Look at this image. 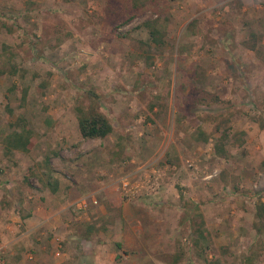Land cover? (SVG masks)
<instances>
[{
	"label": "rangeland",
	"instance_id": "374dc122",
	"mask_svg": "<svg viewBox=\"0 0 264 264\" xmlns=\"http://www.w3.org/2000/svg\"><path fill=\"white\" fill-rule=\"evenodd\" d=\"M0 69V223L63 226L30 262L264 264V0H0Z\"/></svg>",
	"mask_w": 264,
	"mask_h": 264
},
{
	"label": "trees",
	"instance_id": "16d2710c",
	"mask_svg": "<svg viewBox=\"0 0 264 264\" xmlns=\"http://www.w3.org/2000/svg\"><path fill=\"white\" fill-rule=\"evenodd\" d=\"M146 24V23H145ZM151 42L155 46L163 44V32L155 26L154 22H147ZM6 71L0 69V75H4ZM26 93V92H25ZM77 125L79 134L82 139H104L112 132V125L108 118L97 110L85 111L81 108L77 109ZM219 130V129H218ZM228 138L225 131H220L215 150L220 151V146L223 141ZM31 142V132L21 126L20 131H12L1 137V147L3 155L9 157L14 152L26 153L28 152L29 144ZM48 164V162H47ZM50 170V167H48ZM51 186V183H48ZM53 187V185H52ZM56 187L51 190L55 191ZM202 224V223H201ZM197 238H204V231L201 227H197ZM200 246V245H197Z\"/></svg>",
	"mask_w": 264,
	"mask_h": 264
},
{
	"label": "crops",
	"instance_id": "0c3cea01",
	"mask_svg": "<svg viewBox=\"0 0 264 264\" xmlns=\"http://www.w3.org/2000/svg\"><path fill=\"white\" fill-rule=\"evenodd\" d=\"M93 184L94 182L92 183V186ZM102 188H104V186L100 189ZM85 190L88 191V188ZM56 192H58V190H56L54 193ZM91 208L93 210L96 207ZM21 215L23 214H20L19 212H17V214L14 216L13 214L6 216L2 215L5 219L1 220L0 234L4 233L5 237H2L3 241L0 243V253L5 254L8 258L6 259L5 257L4 260L0 261V264H34L33 262L29 261L32 259V254L25 255L24 251L26 249H35L32 243L37 235H40L41 233L44 234V232L51 230V228H54V230H56V228L60 230L63 227L62 224L56 222L55 219L45 224V226L40 227V223H37L35 219V212L33 210L27 209L23 218ZM16 219H20V221H16ZM9 220H11L10 223L12 225L6 223ZM9 231L14 233L11 234ZM8 234H11L12 236H8ZM57 252L56 256H61L60 252Z\"/></svg>",
	"mask_w": 264,
	"mask_h": 264
},
{
	"label": "built area",
	"instance_id": "2783aa9c",
	"mask_svg": "<svg viewBox=\"0 0 264 264\" xmlns=\"http://www.w3.org/2000/svg\"><path fill=\"white\" fill-rule=\"evenodd\" d=\"M121 183H122V190H127L128 189V181H127V179L126 178H122L121 179ZM92 203L93 204H96V200L95 199H93L92 200ZM86 204H87V202L86 201H81V203L78 205L79 207V209H81V208H84V207H86Z\"/></svg>",
	"mask_w": 264,
	"mask_h": 264
}]
</instances>
